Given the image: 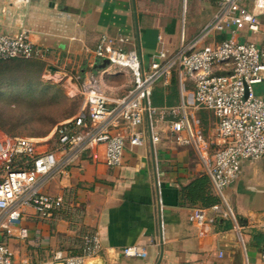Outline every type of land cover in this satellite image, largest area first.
<instances>
[{"label": "crops", "instance_id": "crops-1", "mask_svg": "<svg viewBox=\"0 0 264 264\" xmlns=\"http://www.w3.org/2000/svg\"><path fill=\"white\" fill-rule=\"evenodd\" d=\"M240 3L253 10L255 0ZM216 5L217 0H0V33L31 31L35 44L50 49V66L92 79L115 97L126 92L131 79L126 72L107 78L109 70L93 68L102 36L150 61L163 48L169 54L178 51L182 31L187 42L197 37ZM229 37L218 33L215 39ZM234 39L260 43L247 31ZM256 94L264 99V83ZM179 103L180 97L169 107ZM104 151L103 146L93 148L44 187V193L65 202L52 219L24 208L20 221L28 239L18 240L16 230L8 239L18 264L59 248L78 252L87 236L96 238L102 251L86 264H264V156L245 161L239 179L225 191L235 222L215 216L201 236L189 221L193 207L183 200V188L203 174L192 149L165 140L148 142L127 148L119 168L105 164ZM207 217H214L212 210L207 209ZM132 246L144 247L145 256L125 258L121 251Z\"/></svg>", "mask_w": 264, "mask_h": 264}, {"label": "built area", "instance_id": "built-area-1", "mask_svg": "<svg viewBox=\"0 0 264 264\" xmlns=\"http://www.w3.org/2000/svg\"><path fill=\"white\" fill-rule=\"evenodd\" d=\"M240 1L217 0L213 18L197 37L187 42L182 31L178 51L169 54L163 48L149 62L137 51L116 47L102 36L93 65L107 60L105 70L111 66L126 70L131 86L123 95L108 96L92 79L84 81L78 114L54 129L53 143L45 149L33 139L0 134V264H18L8 239L14 237L13 230L18 240L28 239L20 221L24 208L52 219L64 199L44 193V187L98 146L104 147V161L110 168L123 165L127 148L144 147L148 142L156 145L165 140L176 148L192 149L219 203L210 208L214 214L210 219L207 209L193 208L190 223L203 236L208 224L216 222L215 216L235 222L225 191L239 179L245 161L264 156V99L256 94V87L264 83V0H255L253 10ZM242 31L260 37V43L235 40ZM218 33L231 37L217 40ZM32 36L26 29L0 33V60L46 62L50 49L35 44ZM158 42L163 45L160 36ZM75 76L77 81L82 79ZM174 79L180 103L153 106L154 90L169 88ZM101 251L97 239L87 236L80 254L56 249L27 264H86ZM145 253L141 246L121 251L125 258H142ZM261 259L264 262V247Z\"/></svg>", "mask_w": 264, "mask_h": 264}, {"label": "rangeland", "instance_id": "rangeland-1", "mask_svg": "<svg viewBox=\"0 0 264 264\" xmlns=\"http://www.w3.org/2000/svg\"><path fill=\"white\" fill-rule=\"evenodd\" d=\"M44 64L21 60L0 63V122L7 125L0 134L33 139L38 147L51 146L56 126L76 115L77 104L83 100L76 76L58 66L52 73L50 65ZM122 72L127 73L111 66L106 77Z\"/></svg>", "mask_w": 264, "mask_h": 264}, {"label": "trees", "instance_id": "trees-1", "mask_svg": "<svg viewBox=\"0 0 264 264\" xmlns=\"http://www.w3.org/2000/svg\"><path fill=\"white\" fill-rule=\"evenodd\" d=\"M19 60H21L22 62L40 63L42 66H45L44 64L45 62L43 61L23 60V59H15V60H7V61L0 60V63L5 64V63H10V62L19 61ZM74 77H75V74H74ZM76 82L81 87V85L84 83V80L83 79H81L80 81L76 80ZM163 92L167 94H165L164 96ZM178 98H179V93L177 89V81L174 79L169 88L166 89L163 87H158L154 90L153 96H152V104L155 107H163L165 105L172 106L175 103L176 99ZM82 103H83V100L81 101V103L78 102L77 104V109L79 108L78 112L82 106ZM76 115L65 119L63 122L74 118ZM60 124H58L57 126H59ZM5 128H7V125L4 124L3 122H0V129L4 130ZM183 200H184V203H186L187 205L193 208L199 207L203 209H210L215 204L219 203V199L212 193L210 180L206 175L199 176L194 181H192L187 187L183 188ZM64 206L65 204H63L62 209H60L59 211L55 213L61 212L65 208ZM59 249L66 251L70 255L80 254L83 250V241H82V245L80 249H78V252L70 250V249H62V248H59Z\"/></svg>", "mask_w": 264, "mask_h": 264}, {"label": "water", "instance_id": "water-1", "mask_svg": "<svg viewBox=\"0 0 264 264\" xmlns=\"http://www.w3.org/2000/svg\"><path fill=\"white\" fill-rule=\"evenodd\" d=\"M108 67H109V62H108L107 60H105L102 64H95V65H93V68H94L95 70H105V69H107ZM49 70H50L52 73H54V72L58 71V68L53 67V66H50V67H49Z\"/></svg>", "mask_w": 264, "mask_h": 264}, {"label": "bare ground", "instance_id": "bare-ground-1", "mask_svg": "<svg viewBox=\"0 0 264 264\" xmlns=\"http://www.w3.org/2000/svg\"><path fill=\"white\" fill-rule=\"evenodd\" d=\"M55 77V76H54ZM63 77V76H62Z\"/></svg>", "mask_w": 264, "mask_h": 264}]
</instances>
